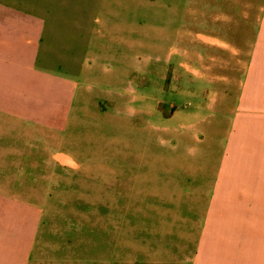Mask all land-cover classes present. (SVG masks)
I'll use <instances>...</instances> for the list:
<instances>
[{"label": "rangeland", "instance_id": "rangeland-1", "mask_svg": "<svg viewBox=\"0 0 264 264\" xmlns=\"http://www.w3.org/2000/svg\"><path fill=\"white\" fill-rule=\"evenodd\" d=\"M81 4L40 48L61 121L0 114V200L36 208L28 264H190L204 224L264 230V58L200 38L206 0Z\"/></svg>", "mask_w": 264, "mask_h": 264}, {"label": "crops", "instance_id": "crops-1", "mask_svg": "<svg viewBox=\"0 0 264 264\" xmlns=\"http://www.w3.org/2000/svg\"><path fill=\"white\" fill-rule=\"evenodd\" d=\"M206 6L207 28L198 33L200 38L227 47L230 43L224 41H250V56L264 58V0H206ZM79 9H87L81 0H0V114L42 125L61 121L69 92L66 82L60 89L59 78L38 66L40 48L47 31L54 29L55 15L88 14ZM233 47L240 49V45ZM3 197L0 203L18 205L15 210L20 219H10L11 213L6 212L7 217L4 213L0 216V264H28L36 208ZM21 206L24 212L19 211ZM203 226L204 234L190 264H264L263 229Z\"/></svg>", "mask_w": 264, "mask_h": 264}]
</instances>
